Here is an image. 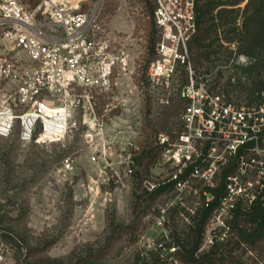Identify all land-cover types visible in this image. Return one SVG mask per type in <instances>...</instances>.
I'll use <instances>...</instances> for the list:
<instances>
[{
    "label": "rangeland",
    "instance_id": "1",
    "mask_svg": "<svg viewBox=\"0 0 264 264\" xmlns=\"http://www.w3.org/2000/svg\"><path fill=\"white\" fill-rule=\"evenodd\" d=\"M21 1L33 10L38 0ZM98 1L110 51L120 57L104 91H93L57 142L0 137V264H264V239L249 246L232 229L236 208L227 218L212 213L195 250L193 221L205 186L194 182L197 194L180 191L173 178L181 168L166 160L170 153L163 157L169 145L159 142L163 135L172 145L182 125L183 109L163 114L184 101L179 92L187 76L169 90L152 88L145 0ZM247 2L228 6V36L225 27L217 29L216 54L195 65L189 49L194 77L238 106L264 101V6L250 17L255 3L246 9ZM9 56L27 59L0 32V58ZM14 88L0 79V102L11 104ZM155 146L162 150L151 160ZM236 168L226 166L231 173Z\"/></svg>",
    "mask_w": 264,
    "mask_h": 264
},
{
    "label": "built area",
    "instance_id": "2",
    "mask_svg": "<svg viewBox=\"0 0 264 264\" xmlns=\"http://www.w3.org/2000/svg\"><path fill=\"white\" fill-rule=\"evenodd\" d=\"M146 1L154 7L157 27L148 83L169 90L180 75L187 76L179 92L186 101L182 130L172 145L160 136V144L169 145L163 157L170 153L166 160L181 168L173 178L178 189L197 194L194 182L205 186L200 196L206 203L214 199L220 172L235 163L236 172L228 170L224 179L216 214L227 218L238 204L248 208L264 197V101L234 105L194 77L189 42L196 32V0ZM99 9L98 0H41L33 10L21 0H0L2 39L12 52L27 57L0 58V79L15 86L7 94L13 102H0V137L17 131L24 143L57 142L75 113L88 107L93 91H104L120 57L110 51Z\"/></svg>",
    "mask_w": 264,
    "mask_h": 264
},
{
    "label": "trees",
    "instance_id": "3",
    "mask_svg": "<svg viewBox=\"0 0 264 264\" xmlns=\"http://www.w3.org/2000/svg\"><path fill=\"white\" fill-rule=\"evenodd\" d=\"M240 1L241 0H196V32L189 42V49L194 52L192 60L195 65H197L201 59H209L211 55L217 53L211 48L212 44L217 41V29L219 27H225L226 29L223 31L226 32L227 35H225L228 36V6L238 5ZM249 1L255 3V7L250 15V17H255V15H258L260 12L261 7L264 6V0H248L245 6L246 9L250 5ZM40 2L41 0H38L36 5ZM145 2L150 15V49H152V61L155 55L154 48L157 39V27L153 19L154 7L146 0ZM185 105L186 101L178 102L175 106L169 107L163 115L165 118L174 114L176 115L181 109H184ZM158 125L163 126L162 121ZM181 130L182 125L177 129V134H179ZM14 133L17 134V131ZM155 147H153L154 150H149L151 153V160L157 156L159 150H162L161 148H164L163 145L160 146L161 148ZM222 173V177L218 181V187L213 191L214 200H210L208 203H206L205 200H200L201 205L196 209V212L198 211V220L197 222L195 220L193 221L194 228H192V230H196L199 238L195 242V250L199 249L201 245V237L204 232L205 224L220 205L219 198L224 192V179L228 175L226 167L223 168ZM162 190L163 188H158L151 194L157 195L161 193ZM254 201L248 208H242L240 204H238L236 210L233 212L234 219L232 222V229L237 232L238 238L249 246H253L264 239V202L260 200ZM239 208L245 211H241Z\"/></svg>",
    "mask_w": 264,
    "mask_h": 264
}]
</instances>
